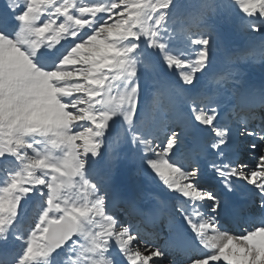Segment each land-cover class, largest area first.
I'll return each instance as SVG.
<instances>
[{
	"label": "snow or ice",
	"instance_id": "obj_1",
	"mask_svg": "<svg viewBox=\"0 0 264 264\" xmlns=\"http://www.w3.org/2000/svg\"><path fill=\"white\" fill-rule=\"evenodd\" d=\"M242 63L264 0H0V264H264Z\"/></svg>",
	"mask_w": 264,
	"mask_h": 264
},
{
	"label": "rangeland",
	"instance_id": "obj_2",
	"mask_svg": "<svg viewBox=\"0 0 264 264\" xmlns=\"http://www.w3.org/2000/svg\"><path fill=\"white\" fill-rule=\"evenodd\" d=\"M218 43L221 45L218 46ZM244 43V37L237 31L229 28L228 26H221L217 37V59L223 58L228 52L239 48ZM224 48V50H222ZM241 71L246 80L251 83L259 84L264 81V67L260 64L247 65L241 64ZM122 177H117L121 179ZM126 179L129 181H139L140 177L137 174L130 173Z\"/></svg>",
	"mask_w": 264,
	"mask_h": 264
},
{
	"label": "trees",
	"instance_id": "obj_3",
	"mask_svg": "<svg viewBox=\"0 0 264 264\" xmlns=\"http://www.w3.org/2000/svg\"><path fill=\"white\" fill-rule=\"evenodd\" d=\"M219 45H221V44H220V43H218V46H219ZM218 46H217V47H218ZM222 50H224V48H223Z\"/></svg>",
	"mask_w": 264,
	"mask_h": 264
}]
</instances>
